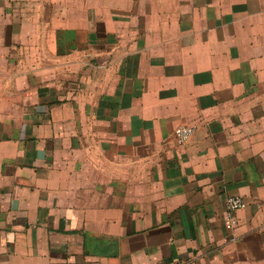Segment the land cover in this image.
Segmentation results:
<instances>
[{
  "label": "crops",
  "instance_id": "0c3cea01",
  "mask_svg": "<svg viewBox=\"0 0 264 264\" xmlns=\"http://www.w3.org/2000/svg\"><path fill=\"white\" fill-rule=\"evenodd\" d=\"M63 1L0 0V264H264V0Z\"/></svg>",
  "mask_w": 264,
  "mask_h": 264
},
{
  "label": "rangeland",
  "instance_id": "374dc122",
  "mask_svg": "<svg viewBox=\"0 0 264 264\" xmlns=\"http://www.w3.org/2000/svg\"><path fill=\"white\" fill-rule=\"evenodd\" d=\"M66 2L69 1L70 4H73L76 7L81 4V6H85L84 0H65ZM63 1V2H65ZM205 0H152L150 5L148 4L147 0H131L128 3L125 2V4L118 6L116 10H112L113 17L119 19H127V18H135L134 14H136L134 11H136L139 8H143L144 6H141V4H144L147 2V8L149 11H147V15L149 18L148 21H160L164 19H181V20H196L199 18L200 13H204V4ZM90 0H86V11L84 12L85 20L84 25H90L91 21L92 23L96 22L95 19H98L102 13L101 11H91V8H87L88 3H90ZM101 3H107L102 1ZM169 3V4H168ZM107 4H104L102 6H106ZM152 7V8H151ZM154 7V9H153ZM146 8V6H145ZM201 9V10H200ZM152 11V12H150ZM177 11V12H175ZM106 15V14H105ZM117 15H120L119 18ZM95 18V19H94ZM117 20H112V24L118 23ZM92 26V25H91ZM90 27V26H89ZM92 28V27H90ZM116 30L115 34L116 37H131L132 39L145 37L144 33H138V32H131L127 26H125V22H123L122 25L115 26L114 28ZM112 29V30H114ZM156 29L153 27L151 28V34L154 35ZM70 34H73V31H69ZM92 34V32H90ZM87 34L85 35V45L88 44L91 41L92 35ZM116 42V41H115ZM72 45L70 44L69 47Z\"/></svg>",
  "mask_w": 264,
  "mask_h": 264
},
{
  "label": "built area",
  "instance_id": "2783aa9c",
  "mask_svg": "<svg viewBox=\"0 0 264 264\" xmlns=\"http://www.w3.org/2000/svg\"><path fill=\"white\" fill-rule=\"evenodd\" d=\"M194 132L193 125H179L174 130V136L179 143H183L189 139L191 134ZM246 206V201L240 195L229 196L226 200L227 213L225 216L226 228L232 230L236 225V219L232 215L233 212L244 208Z\"/></svg>",
  "mask_w": 264,
  "mask_h": 264
}]
</instances>
